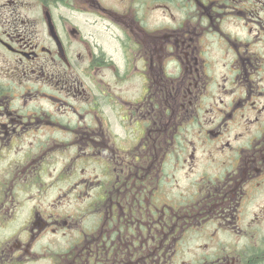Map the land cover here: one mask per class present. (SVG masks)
Segmentation results:
<instances>
[{"label":"flooded vegetation","instance_id":"1","mask_svg":"<svg viewBox=\"0 0 264 264\" xmlns=\"http://www.w3.org/2000/svg\"><path fill=\"white\" fill-rule=\"evenodd\" d=\"M0 264H264V0H0Z\"/></svg>","mask_w":264,"mask_h":264}]
</instances>
